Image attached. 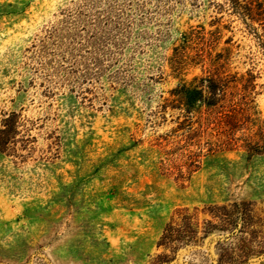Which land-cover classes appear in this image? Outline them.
Instances as JSON below:
<instances>
[{
    "label": "rangeland",
    "instance_id": "rangeland-1",
    "mask_svg": "<svg viewBox=\"0 0 264 264\" xmlns=\"http://www.w3.org/2000/svg\"><path fill=\"white\" fill-rule=\"evenodd\" d=\"M247 2L0 0V264L260 255L264 10Z\"/></svg>",
    "mask_w": 264,
    "mask_h": 264
},
{
    "label": "trees",
    "instance_id": "trees-1",
    "mask_svg": "<svg viewBox=\"0 0 264 264\" xmlns=\"http://www.w3.org/2000/svg\"><path fill=\"white\" fill-rule=\"evenodd\" d=\"M246 8L250 17H260L264 10V0H249V2L246 3ZM204 82L207 83L206 89L210 93V102L208 106L215 108L219 101L221 102L226 98V89H228V85L226 83L224 84L220 79L213 77L204 80ZM219 91L220 93H217ZM247 264H264V249H262L257 258Z\"/></svg>",
    "mask_w": 264,
    "mask_h": 264
}]
</instances>
